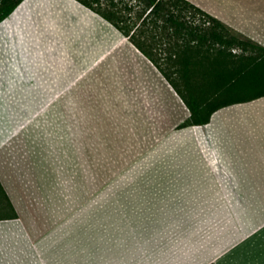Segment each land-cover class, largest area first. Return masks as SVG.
Returning <instances> with one entry per match:
<instances>
[{
    "label": "crops",
    "instance_id": "crops-1",
    "mask_svg": "<svg viewBox=\"0 0 264 264\" xmlns=\"http://www.w3.org/2000/svg\"><path fill=\"white\" fill-rule=\"evenodd\" d=\"M48 1L93 30L88 59H66L62 82L52 68L44 126L97 188L77 208L43 212L25 167L40 148L16 130L0 137V180L18 212L0 219V258L12 249L19 264H264V96L178 127L189 108L127 36L72 1ZM190 1L264 46V0Z\"/></svg>",
    "mask_w": 264,
    "mask_h": 264
},
{
    "label": "trees",
    "instance_id": "trees-1",
    "mask_svg": "<svg viewBox=\"0 0 264 264\" xmlns=\"http://www.w3.org/2000/svg\"><path fill=\"white\" fill-rule=\"evenodd\" d=\"M21 1L0 0V21ZM77 1L127 36L170 82L190 111L178 127L206 124L223 106L264 96V46L190 0ZM16 217L0 180V219Z\"/></svg>",
    "mask_w": 264,
    "mask_h": 264
},
{
    "label": "rangeland",
    "instance_id": "rangeland-1",
    "mask_svg": "<svg viewBox=\"0 0 264 264\" xmlns=\"http://www.w3.org/2000/svg\"><path fill=\"white\" fill-rule=\"evenodd\" d=\"M69 1L85 9L81 3ZM50 7L48 0H23L17 12L8 19L6 30L0 31V137L16 130L21 144L40 148V152L31 155L25 167L32 183L31 193L40 188L35 196L40 200L39 208L46 213L65 209L68 205L71 209L77 208L79 195L85 194L89 199L88 196L93 195L97 188L93 185L94 171L87 170L84 180L78 170L69 168L62 159L60 139L47 135L44 126L52 68L55 81L62 82L65 80L61 76L62 69L69 65L66 59H88L87 53L93 47L87 40V34L93 30L84 27L74 12L62 9L55 13L49 10ZM89 12L102 23L109 24L97 13ZM232 51L238 53L241 50L232 48ZM121 172L116 170L114 173ZM97 176L107 175L102 172ZM107 188L102 186V192H108ZM121 188L125 186L116 187L118 190ZM88 203L92 205V202ZM7 239L6 247L13 246V239ZM0 264H19V260H14L13 250L7 249L5 257L0 258Z\"/></svg>",
    "mask_w": 264,
    "mask_h": 264
},
{
    "label": "bare ground",
    "instance_id": "bare-ground-1",
    "mask_svg": "<svg viewBox=\"0 0 264 264\" xmlns=\"http://www.w3.org/2000/svg\"><path fill=\"white\" fill-rule=\"evenodd\" d=\"M73 1H75V2H77V3H79L78 1H76V0H73ZM80 4V3H79ZM82 7H84L82 4H80ZM85 9H87V10H89L90 11V9H88V8H86V7H84ZM222 110V109H221ZM220 113V112H219ZM221 115V114H220ZM222 115H223V113H222ZM203 127V126H202ZM203 128H205V127H203Z\"/></svg>",
    "mask_w": 264,
    "mask_h": 264
}]
</instances>
